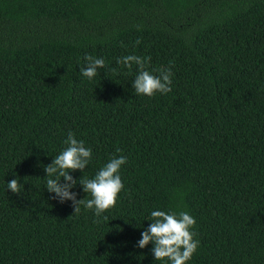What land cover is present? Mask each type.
Listing matches in <instances>:
<instances>
[{
  "label": "trees",
  "instance_id": "16d2710c",
  "mask_svg": "<svg viewBox=\"0 0 264 264\" xmlns=\"http://www.w3.org/2000/svg\"><path fill=\"white\" fill-rule=\"evenodd\" d=\"M85 54L116 71L87 79ZM132 54L171 91L136 95ZM69 132L78 182L127 157L100 217L45 188ZM154 210L195 219L186 264H264V0H0V264H170L137 247Z\"/></svg>",
  "mask_w": 264,
  "mask_h": 264
},
{
  "label": "clouds",
  "instance_id": "9594fccd",
  "mask_svg": "<svg viewBox=\"0 0 264 264\" xmlns=\"http://www.w3.org/2000/svg\"><path fill=\"white\" fill-rule=\"evenodd\" d=\"M140 43L139 39L136 41ZM84 67L80 69L82 76L92 80L98 75V70L109 68L103 58H95L85 54L83 57ZM151 57L138 55H126L117 59V64L124 65L131 70L136 66L132 87L136 95L152 97L157 93L166 94L171 91L172 72L171 69H157L159 75H154L148 70ZM66 147L52 159V162L44 166L46 190L55 193L52 199L59 202L71 201L73 214L80 212V206L85 209L94 210L96 217L115 207L119 193L123 190L124 184L119 175L121 166L127 163V157L120 155L113 157L95 174L94 178H81L79 182L69 173L79 170L82 173L92 160V150L84 146L83 140H77L72 132H69L64 141ZM121 150L118 148L117 152ZM63 178V182H61ZM77 183L82 186L84 193L91 195L90 199H77V193L70 191ZM7 189L14 194H21V185L16 178L7 182ZM108 220V217H103ZM151 223L141 232V238L137 241V247L143 249L150 242L154 259L168 261L170 264H186L191 260L197 251L199 240L194 239L192 231L196 224L195 219L185 211L179 213L154 210L150 214Z\"/></svg>",
  "mask_w": 264,
  "mask_h": 264
}]
</instances>
